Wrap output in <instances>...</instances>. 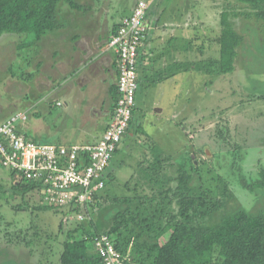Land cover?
Returning a JSON list of instances; mask_svg holds the SVG:
<instances>
[{
  "label": "rangeland",
  "instance_id": "374dc122",
  "mask_svg": "<svg viewBox=\"0 0 264 264\" xmlns=\"http://www.w3.org/2000/svg\"><path fill=\"white\" fill-rule=\"evenodd\" d=\"M139 1L152 6L150 19H155L152 14L159 6L162 20L166 13L179 10L182 24L159 22L151 35L153 56L141 71L134 116L141 129L130 142L119 145L111 161L113 176L106 182V201L99 217L106 216L105 207L114 198L122 201V210L128 200L135 202L137 196L158 192L159 185L150 183L152 173L160 171L166 187L175 188V179L189 170L190 161L196 162L194 179L213 196L218 175L233 192V200L213 214L208 224L217 225L235 209L264 216V192L257 191L259 197L241 184L255 180L259 168L264 170V33L260 22L247 18L249 7L236 0H74L85 8L81 14L91 7L92 12L82 16L61 3L57 17L69 36L78 32L82 39H96L104 27L119 22ZM225 10L236 14L230 21L243 37L235 69L207 75L204 66L219 55L216 41L220 13ZM3 49L0 81L3 69L9 73L6 77L21 75L13 63L15 48ZM101 81L85 91L77 88L71 100L65 99L67 106L61 94V107L52 101L36 105L33 84L18 86L11 80L10 86L8 82L2 86L0 82V117L14 109L27 111L32 139L61 143L56 139L64 136L61 140L77 143L105 120L103 116L100 122L93 119L95 111L104 112L98 103L99 98L106 101L107 93L96 85ZM74 134L78 135L76 142L71 138ZM0 185V264H58L62 242L77 223L76 216L40 209L43 204L35 193L12 194L10 173L1 165ZM175 196L171 200L174 210ZM117 211L112 210L106 220Z\"/></svg>",
  "mask_w": 264,
  "mask_h": 264
},
{
  "label": "trees",
  "instance_id": "16d2710c",
  "mask_svg": "<svg viewBox=\"0 0 264 264\" xmlns=\"http://www.w3.org/2000/svg\"><path fill=\"white\" fill-rule=\"evenodd\" d=\"M236 1L249 7L246 17L257 19L264 33V0ZM61 3L75 11L85 9L74 0H0V36H15V48L18 52L30 49L44 36L63 29L57 17ZM150 6L146 12V21L152 29L143 40L145 47L151 42V35L163 13L159 6L158 11L152 14L155 19H150ZM231 15L236 16L226 10L220 13V32L216 41L219 55L216 60H209L204 66L207 75H223L235 69L234 62L243 37L234 29L230 21ZM120 23L115 25L113 34ZM150 58L151 56L148 61ZM140 59L144 60L145 57ZM135 110L136 108L127 129L132 134L141 129L134 118ZM117 152L118 150L115 153ZM151 169L156 170V167L152 166ZM111 174L110 166L108 179ZM194 174H197L196 165L190 161L189 170L179 173L175 179L177 186L172 188L171 185L166 187V183L160 178V171L152 173L150 183L159 185L158 192L155 189L150 195L137 196L135 202L128 200V205L122 210L119 206L122 201L117 198L110 200V203L108 201L110 205L105 207L106 212L108 211L106 216L114 209L119 210L113 217H109V221L106 216L99 217V211L106 201L104 188L88 210L90 218L77 222L67 232L58 264H103L90 241V237L99 234H108L112 238L115 248L125 258V264H264V216L261 213H246L242 209H235L217 225L208 224V219L213 214L224 209L229 200H233V192L227 180L218 175V186L213 196L199 179H194ZM10 176L12 194L26 196L35 193L41 201L38 185L15 180L13 174ZM241 184L260 197L257 191L264 192V170L259 168L255 180ZM173 195L177 199L175 210L171 201L174 199ZM40 209L64 215L75 211L45 206ZM165 237L167 238L163 241Z\"/></svg>",
  "mask_w": 264,
  "mask_h": 264
},
{
  "label": "built area",
  "instance_id": "2783aa9c",
  "mask_svg": "<svg viewBox=\"0 0 264 264\" xmlns=\"http://www.w3.org/2000/svg\"><path fill=\"white\" fill-rule=\"evenodd\" d=\"M148 7L137 2L108 41L117 57V98L110 122L95 143L52 145L28 140L17 131V125L27 121L24 112H16L0 123L1 167L15 180L38 185L43 206L74 209L77 222L90 218L88 210L104 190L112 158L127 134L136 106L143 40L152 29L146 21ZM90 241L103 264H125L108 234L94 235Z\"/></svg>",
  "mask_w": 264,
  "mask_h": 264
},
{
  "label": "crops",
  "instance_id": "0c3cea01",
  "mask_svg": "<svg viewBox=\"0 0 264 264\" xmlns=\"http://www.w3.org/2000/svg\"><path fill=\"white\" fill-rule=\"evenodd\" d=\"M91 8L86 9V13L81 14L82 11H79V14H81L82 16H86L88 15V12H92L90 11ZM132 9L128 14H125L123 17L130 15ZM173 13L175 14L172 15L171 12H169V14L166 13V18L164 20H162V13L160 17L162 21L159 20V22L164 23L165 26H168V21L174 20L177 21V24H182L181 12L178 10ZM87 17L92 18L91 16ZM179 17L180 20L178 19ZM120 21L111 24L110 27H104V33L100 34L96 39H94L95 37L93 39H82V35H79L76 31L73 37L69 36L67 28L63 27V29L59 31H55L44 36L38 43H36L30 49L23 52L15 51V60L13 61V63L16 64V68L21 73V75L15 73L13 76L12 74H10L9 77H6V74H9L7 69L1 70L3 72V77H1L2 80L0 82L4 83L2 86L6 85L7 82L8 86H10L12 83L18 86H22L23 84H33V90L37 93V95H35V99L37 98L36 105L38 106L42 105L44 102L48 104L50 101H52L55 103L56 107H61V94L64 99L63 104L67 106V102L65 101V99H67L68 101L71 100L77 88L85 91L90 87L93 82H98L99 80H102L99 84L97 83L96 85L98 87H102L100 89L102 90V92L105 91L104 93H107L106 101H103L102 98H99L98 103V105L102 106L101 109L104 107V112L102 111L100 113L99 111H95L93 113V119L95 121L97 120V122H100V118L101 116H103V118H105L103 124H98L95 130L91 132L89 137H87L86 139L79 140L77 143L65 142L61 140L64 138V136H58L56 140L61 143L41 144H92L95 143L106 130L110 122L113 107L117 98V57L113 53V51L109 49L108 41L111 35L113 34L115 25L119 24ZM1 37H3V39L1 38L0 40V47L4 49L6 48V50L10 47L15 48L17 42V38L15 36L10 34H3L1 35ZM141 55V57H145V59L143 61L141 60L138 68V90L136 93V102L138 100L139 90L141 87V71L148 63L149 56H153L150 43L146 45L145 51H143ZM1 59L2 58L0 57V62H2ZM97 69H99L98 73H96ZM23 75L25 76L20 77ZM16 77L18 78L16 79ZM7 89L9 88L7 87ZM57 103H60V105H57ZM16 112H24L27 115L28 120L27 111H19L17 109H14L2 115L0 117V123L5 121L9 116ZM28 127L29 126L27 121L24 123H19L17 125V131L26 139L34 141L36 143H40L32 139L33 137L31 136H33V133H31V135L29 134ZM132 135V133L127 132L122 142H130L132 140ZM77 136V134L71 136L73 142L77 141ZM117 150H119V147ZM112 176L113 175L111 174V177ZM166 238L167 237L163 238V241H165Z\"/></svg>",
  "mask_w": 264,
  "mask_h": 264
},
{
  "label": "water",
  "instance_id": "95a60500",
  "mask_svg": "<svg viewBox=\"0 0 264 264\" xmlns=\"http://www.w3.org/2000/svg\"><path fill=\"white\" fill-rule=\"evenodd\" d=\"M195 165H196V162H195Z\"/></svg>",
  "mask_w": 264,
  "mask_h": 264
},
{
  "label": "flooded vegetation",
  "instance_id": "af4514ba",
  "mask_svg": "<svg viewBox=\"0 0 264 264\" xmlns=\"http://www.w3.org/2000/svg\"><path fill=\"white\" fill-rule=\"evenodd\" d=\"M124 140V139H123Z\"/></svg>",
  "mask_w": 264,
  "mask_h": 264
}]
</instances>
